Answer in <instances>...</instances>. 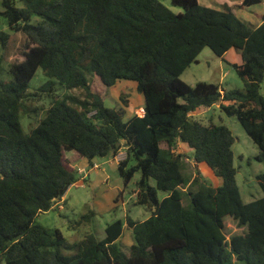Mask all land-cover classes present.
<instances>
[{
    "label": "trees",
    "instance_id": "obj_1",
    "mask_svg": "<svg viewBox=\"0 0 264 264\" xmlns=\"http://www.w3.org/2000/svg\"><path fill=\"white\" fill-rule=\"evenodd\" d=\"M18 1L21 7L1 0L0 12L10 30L25 35L8 64L10 80L0 77V264H264V172L256 175L263 195L243 202L231 130L192 118L219 104L258 147L256 159L264 160V14L250 27L231 8L198 0H170L182 8L177 13L160 0ZM9 37L0 30V76ZM206 47L219 58L239 51L241 62L230 66L242 90L205 81L191 86L180 78ZM38 69L47 77L39 92L59 85L81 90L83 98L52 94L46 109L30 104L38 95L28 91ZM119 80L136 83L142 115L124 120L125 98L117 109L104 105ZM38 109L44 117L24 132L21 114ZM178 143L193 151L194 191L181 189L186 179ZM122 150L118 175L126 186L139 172L135 203L147 208V219L126 216L107 224L104 238L87 234L72 244L59 229L36 222L77 181L66 152L93 165L94 158H115ZM200 165L221 183L200 180ZM158 191L166 196L159 199ZM226 217L244 231L226 238ZM124 227L133 236L127 252L117 243Z\"/></svg>",
    "mask_w": 264,
    "mask_h": 264
},
{
    "label": "rangeland",
    "instance_id": "obj_2",
    "mask_svg": "<svg viewBox=\"0 0 264 264\" xmlns=\"http://www.w3.org/2000/svg\"><path fill=\"white\" fill-rule=\"evenodd\" d=\"M166 7L173 12H181L182 8L173 6L170 0H160ZM200 4L216 9L223 6L234 10L238 17L247 26H255L261 22V15L264 14V0L250 7H240L241 0H198ZM16 5L21 7V3L16 0ZM2 11L0 0V12ZM35 18L32 19L34 22ZM0 30L9 33V41L6 49L3 51V60L1 64V80L7 82L10 76L7 73L8 64L15 53L23 49L25 45V35L20 32H14L9 29L5 18L0 15ZM198 62L192 63L180 76L187 84L193 86L198 81H205L220 86L224 91L232 89L242 90L244 85L239 76L235 73L230 64L241 62L240 53L236 49L228 50L223 58H219L210 50L204 48L197 57ZM47 77L41 69L29 83L28 91L37 93L33 96L30 104L38 108H48L51 102V95L61 97H74L82 99L83 95L79 89H65L56 85V90L52 93L49 91L39 92L38 88L44 84ZM260 93L264 96V86H261ZM127 99L124 120L129 116L137 113V109L144 105L142 93L137 89L134 81L119 80L114 86L108 89L104 105L109 108H119L121 99ZM68 103H72L67 99ZM76 104V103H75ZM44 117L43 112L39 109L29 114H21L20 123L24 132H29L37 121ZM192 118L200 120L205 124L210 122L214 124H224L232 132L234 144L232 145L233 164L237 169L236 183L238 185L242 201L247 203L260 198L263 193L259 187L256 175L264 172V160L258 161L256 156L259 153L258 147L245 133L235 116H229L223 112L219 104L210 108L197 110ZM176 152L184 154L181 160L182 173L186 179L181 189L194 191L191 182L194 179L196 166L193 162V151L183 144L178 143ZM123 151V150H122ZM124 151L116 157L118 160L123 159ZM115 157V158H116ZM64 159L68 162L69 167L76 171L77 181L72 184L66 191L63 200L55 206L54 209L41 213L36 217V222L49 229H59L66 242L72 244L81 240L87 234H94L97 238L105 237V227L115 220L125 221L129 216L134 220L143 221L149 217V211L145 206L135 203V182L139 179L140 174L136 172L131 181L124 186L122 179L117 172V162L111 157L93 159L96 166L88 163L85 158L78 156L74 151L66 152ZM92 163V164H94ZM133 163V162H132ZM131 163V164H132ZM201 172L200 180H206L211 185H218L221 180L211 173L205 166H198ZM80 173L79 171H82ZM154 185V180H150ZM190 184V185H189ZM166 193L158 191V198L162 199ZM189 197L184 196L183 203L187 204ZM94 212V216L85 215ZM244 231L230 217L225 218L226 238L233 234H239ZM117 243L127 252L129 246L133 243V236L129 229L124 227L123 233ZM66 253L69 251L65 250ZM5 264V263H1ZM232 264H241L233 260Z\"/></svg>",
    "mask_w": 264,
    "mask_h": 264
},
{
    "label": "crops",
    "instance_id": "obj_3",
    "mask_svg": "<svg viewBox=\"0 0 264 264\" xmlns=\"http://www.w3.org/2000/svg\"><path fill=\"white\" fill-rule=\"evenodd\" d=\"M144 106V105H143ZM143 106L142 107H140L139 109H137V113L136 114H138V115H142L143 114ZM194 114V113H193ZM192 114V115H193ZM121 152H123V151H121ZM120 152V153H121ZM119 153V154H120ZM116 162H118V158L116 157V158H113ZM92 163H94L93 161H92ZM95 164V163H94ZM65 195V194H64ZM63 198H64V196L61 198V200L57 203V204H59L62 200H63ZM125 251V250H124Z\"/></svg>",
    "mask_w": 264,
    "mask_h": 264
},
{
    "label": "built area",
    "instance_id": "obj_4",
    "mask_svg": "<svg viewBox=\"0 0 264 264\" xmlns=\"http://www.w3.org/2000/svg\"><path fill=\"white\" fill-rule=\"evenodd\" d=\"M93 166H96V164H93ZM80 173H83V170L82 171H79Z\"/></svg>",
    "mask_w": 264,
    "mask_h": 264
}]
</instances>
